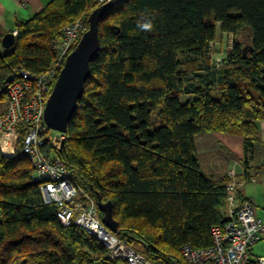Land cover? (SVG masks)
<instances>
[{"label":"trees","instance_id":"trees-1","mask_svg":"<svg viewBox=\"0 0 264 264\" xmlns=\"http://www.w3.org/2000/svg\"><path fill=\"white\" fill-rule=\"evenodd\" d=\"M103 4L53 0L17 23L15 46L0 55V117L7 78L47 72L61 30L83 18L82 36ZM98 29L99 54L59 157L96 203H112L119 237L152 262L184 264V245L210 247L211 228L228 221L230 178L204 174L195 137L241 136L244 180L264 177V0H115ZM218 31L233 35L219 66L209 56ZM18 134L14 156L0 152V264H104L105 246L44 203L23 124Z\"/></svg>","mask_w":264,"mask_h":264},{"label":"built area","instance_id":"built-area-1","mask_svg":"<svg viewBox=\"0 0 264 264\" xmlns=\"http://www.w3.org/2000/svg\"><path fill=\"white\" fill-rule=\"evenodd\" d=\"M84 25V19L80 18L61 30L57 56L47 72L33 74L22 70L9 84L6 109L0 117V152L6 157L5 148L14 150L19 140L18 127L23 124L22 152L32 168L31 181L38 186L44 203L56 206L57 217L65 227L77 226L105 246L104 264H183L176 258L152 262L105 227L97 203L77 184L59 157L66 134L51 129L44 121L48 97L67 56L78 44ZM13 34L16 37L18 31L15 29ZM209 56L216 65L221 64L222 59L213 49ZM239 187L234 181L226 184L228 221L211 228L210 247L195 249L184 245L180 250L184 264H264V253H252L253 246L264 241V214L256 213L254 203L239 201Z\"/></svg>","mask_w":264,"mask_h":264},{"label":"crops","instance_id":"crops-1","mask_svg":"<svg viewBox=\"0 0 264 264\" xmlns=\"http://www.w3.org/2000/svg\"><path fill=\"white\" fill-rule=\"evenodd\" d=\"M53 0H0V43L2 38L13 33L17 23L25 22L41 13ZM260 139L264 142V120L259 122ZM196 153L200 165L209 168L206 175L229 177L230 181L240 184L238 199L250 201L256 205V213L263 215L264 177L262 171L252 177L251 181L243 178L244 140L239 135L229 133L202 134L195 137ZM12 155L6 157L11 158ZM5 157V156H4ZM253 173V172H252ZM226 214V212H225Z\"/></svg>","mask_w":264,"mask_h":264},{"label":"water","instance_id":"water-1","mask_svg":"<svg viewBox=\"0 0 264 264\" xmlns=\"http://www.w3.org/2000/svg\"><path fill=\"white\" fill-rule=\"evenodd\" d=\"M111 6L112 2L105 3L90 15L88 30L83 33L76 47L67 56L53 85L46 103L44 121L55 131L67 134L68 123L77 109L78 102L84 92L85 83L90 77V64L97 59L99 54V20ZM1 44L3 48L11 49L16 44V37L13 33H8L2 38ZM13 81L14 76L10 75L6 83L11 84ZM64 143L65 141L62 142V147ZM97 206L103 214L102 223L112 233L118 235L120 230L113 218L112 203H102L99 200Z\"/></svg>","mask_w":264,"mask_h":264},{"label":"rangeland","instance_id":"rangeland-1","mask_svg":"<svg viewBox=\"0 0 264 264\" xmlns=\"http://www.w3.org/2000/svg\"><path fill=\"white\" fill-rule=\"evenodd\" d=\"M232 44H233V35L224 34V33H221L220 31H218L216 41L213 43V48H214L215 54H217L216 56H218L219 58H223L224 56H226L227 51L230 50ZM7 52H9V49L3 48L2 44L0 43V55L5 54ZM211 94L214 98H220V96H221L220 90L218 87H216V89L212 90ZM180 99H181V101L185 102L190 98H187L186 96H181ZM4 151H5V154H10V153L12 154V150H10V149L5 148ZM1 153H3V152H1ZM14 153H15V147H14ZM201 168H202V171L204 172V174L209 173V168L207 166L202 164ZM135 246L138 247L137 244H135ZM252 253L254 255L263 254L264 253V241H261V242L257 243L255 246H253Z\"/></svg>","mask_w":264,"mask_h":264},{"label":"bare ground","instance_id":"bare-ground-1","mask_svg":"<svg viewBox=\"0 0 264 264\" xmlns=\"http://www.w3.org/2000/svg\"><path fill=\"white\" fill-rule=\"evenodd\" d=\"M8 149H11V148H8Z\"/></svg>","mask_w":264,"mask_h":264}]
</instances>
